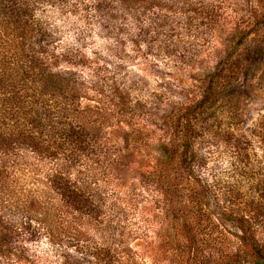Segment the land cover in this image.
Listing matches in <instances>:
<instances>
[{
    "label": "rangeland",
    "instance_id": "rangeland-1",
    "mask_svg": "<svg viewBox=\"0 0 264 264\" xmlns=\"http://www.w3.org/2000/svg\"><path fill=\"white\" fill-rule=\"evenodd\" d=\"M189 1L194 3L186 4V7L199 4L208 10L204 22L208 27L202 28L203 31L200 29L201 37L185 32L181 38V52L183 44H190V48L193 46V52L188 55L184 52L185 58L182 57L178 64L169 61V54L158 55L157 48H152L150 53L154 58L132 56L130 59L128 50L130 60L125 70L131 73L124 75L127 77L124 83L132 84L129 89L116 80L104 83L87 80L93 78L90 76L102 60H115L106 56V51L102 56L98 54L96 59L89 48L81 49L87 56L82 63L69 65L62 59L58 62V65L70 67L77 74L81 71L82 76L86 75L87 81H83L84 87L80 90L82 106L97 108L116 104V108H121L122 103L130 102L134 105L130 112L124 111L110 120L106 119L105 130L96 133L101 138L95 145L99 148L94 149L95 155L89 156L93 167H96L95 170L90 168L97 175L96 179L91 180L87 175L88 180H83L79 178L78 168L77 171L76 168L68 169L69 177L77 179L82 186L77 187L85 190L84 193L92 188L94 199L100 206L91 215H85V210L75 211L71 197L67 202L62 198V190L56 188L47 176L53 162L38 159L39 156L32 151L35 140L26 134H17L19 131L16 129L9 132L12 128H4L2 133L5 135L0 137V264H90L82 260L84 252L76 247L79 243L74 237L77 232L80 244L101 248L102 253L103 249H108L110 264L227 263L229 251L237 246V230L227 215L232 211L249 215L253 211L249 204L250 208L246 205V187L241 185L244 177L239 174L247 166L244 155L232 153L233 149L226 145L219 147L217 153L208 156L205 168L195 169L203 182L211 184L214 181L215 190L202 194L192 181L182 182L181 176V190L176 191L178 197L170 203L167 202L169 198L163 197V191L165 185L173 180L152 181L147 174L153 168L162 142L174 138L177 145L181 143L182 134L174 131L175 124L169 116L191 99L195 80L207 75L229 44L237 43L240 33L247 28L258 25V30L249 35L253 39L261 38L264 43V22L258 20L259 11H264L260 10L264 9V0ZM54 6L46 8L50 18L47 28L60 32L59 35L52 34L56 41L61 42L56 44L59 51L63 43L75 44L73 36L83 21L79 12L71 15L69 11L65 22L77 28L66 29L63 26L67 24L59 20V8ZM75 18L78 20L73 23ZM97 28L95 25L93 31ZM169 38L174 36L166 40L160 38L155 45H166L170 43ZM87 39V46L92 42L97 46L106 44L92 34ZM109 64L112 63L109 61ZM132 74L137 76L130 78ZM237 81L239 89L235 110L229 120L222 117L219 125L232 127L237 135L249 141L250 166L262 170L264 48ZM99 90L102 94L97 105L95 99ZM223 98L213 106L212 113H222L220 109L223 110V105L233 97ZM251 132L254 135H250ZM173 171V168L168 170L172 174ZM196 189L200 192L202 205L198 208L200 211L189 215V210L182 208L191 203L189 192ZM176 200L181 201L180 214L172 208ZM256 235L264 241L262 224L256 228Z\"/></svg>",
    "mask_w": 264,
    "mask_h": 264
},
{
    "label": "trees",
    "instance_id": "trees-1",
    "mask_svg": "<svg viewBox=\"0 0 264 264\" xmlns=\"http://www.w3.org/2000/svg\"><path fill=\"white\" fill-rule=\"evenodd\" d=\"M193 3L189 0H0V124L3 128L0 137L5 135L2 131L9 127L12 128L9 132L16 129L19 131L17 134L33 138L32 151L39 156L38 159L53 162L47 176L56 188L62 190L60 194L66 202L69 197L72 198L75 211L85 210V215H91L100 204L94 199L91 187L84 193L77 179L71 180L68 169L76 168L77 171L78 168L79 178L83 180H88L87 175L91 176V180L96 179L97 175L90 171V168L95 170L96 167L89 158L95 155L94 149L99 148L95 145L101 141L96 133L105 130L106 119L110 120L124 111L130 112L134 106L130 102L122 103L121 108H116V104L84 107L80 102L83 81L101 80L104 83L116 80L129 89L132 84L124 83L127 78L124 75L131 73L125 70L126 64L132 56L153 57L150 55L152 48H157L155 51L158 55L169 54V61L180 64L184 52L185 55L193 52L190 44H183L181 52V38L185 32H193L197 38L201 37L202 28L208 27V23H204L208 10L199 4L185 6ZM52 6L59 8V20L67 24L63 26L66 29L77 28L65 22L69 11L71 15L79 12L83 21L82 27L73 36L75 44L69 46V43H63L59 51L56 44L61 42H57L52 34L59 35L60 32L47 28L50 18L46 8ZM258 17L264 22V11H259ZM77 20L75 18L73 23ZM95 25L98 28L93 31ZM257 27L253 25L242 31L238 42L229 44L209 73L195 80L191 99L169 116L175 124L174 131L182 134L181 143L177 145L174 138L162 142L153 168L147 174L152 181L173 180L165 185L163 191V197L166 200L169 198L167 202L170 203L178 197L176 191L181 190V176L182 182L192 181L202 194L210 189L215 190L214 181L211 184L203 182L195 169L205 168L208 156L217 153L219 147L226 145L233 149L232 153L244 155L247 166L239 174L241 178L244 177L241 185L246 187V205L249 204L253 211L249 215L237 211L228 213L229 220L237 230V246L229 251L226 264H264V241H260L256 235L258 225L264 226V168L261 170L250 166L247 149L250 143L246 138L237 135L232 127L219 125L224 117L228 119L232 116L237 105L238 76L248 69L254 57L264 48L261 38L253 39L249 35L257 31ZM90 34L106 44L97 46L96 42H92L87 46L86 40ZM172 35L174 38H169L170 43L155 45L158 39L166 40ZM87 48L96 59L106 51V56L115 60H102L94 68L90 76L93 78L87 80L81 71L77 74L70 67L58 65L61 59L69 65L82 63L87 58L84 53ZM133 76L137 75L132 74L130 78ZM98 92L95 99L97 105L102 94L100 90ZM223 96L236 98V101L228 99L223 110L220 109L222 113H212L211 109L220 99H224ZM250 135L254 134L251 132ZM81 164L83 168H80L83 166ZM170 168L174 169L173 174L168 172ZM198 189L190 190L191 203L182 208L189 210V215H194L202 205ZM172 208L180 214L181 201L174 202ZM78 233L74 237L79 242L76 247L81 253L84 252L81 257L83 261L110 264L108 249H103L102 253L101 248L80 244Z\"/></svg>",
    "mask_w": 264,
    "mask_h": 264
}]
</instances>
